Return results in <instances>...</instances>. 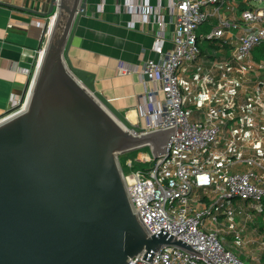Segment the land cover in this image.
I'll return each mask as SVG.
<instances>
[{
    "label": "built area",
    "instance_id": "2783aa9c",
    "mask_svg": "<svg viewBox=\"0 0 264 264\" xmlns=\"http://www.w3.org/2000/svg\"><path fill=\"white\" fill-rule=\"evenodd\" d=\"M248 1L239 8L235 0H113L115 12L129 16L127 29L138 26L155 39L157 58L143 60L139 70L153 83L140 105L148 117L144 130L175 126L163 154L156 159L143 154L142 160L153 162L149 168L134 169L131 160L125 162L131 169L122 170L134 210L152 234L167 224V233L187 244L194 240L191 246L201 254L164 245L151 263L139 255L128 264H248L226 245L228 235L235 246L244 244L245 225L233 223L237 214L244 209L245 223H252L254 215L264 212V63L252 59L253 51L264 47V0ZM106 6L107 0H95L93 14L104 13ZM51 18L41 23L31 78ZM202 26L207 31L197 33ZM227 34L233 41L228 58L210 61L221 70L219 76L214 78L211 71L194 75L205 108L201 119L191 120L179 73L197 62L202 43ZM233 67L250 76L238 80ZM136 69L120 65L117 72ZM159 92L162 101L155 99ZM27 99L28 90L23 97H12L0 122L22 111Z\"/></svg>",
    "mask_w": 264,
    "mask_h": 264
},
{
    "label": "water",
    "instance_id": "95a60500",
    "mask_svg": "<svg viewBox=\"0 0 264 264\" xmlns=\"http://www.w3.org/2000/svg\"><path fill=\"white\" fill-rule=\"evenodd\" d=\"M88 0H50L51 18L22 111L0 122V264L151 263L164 245L201 254L167 233L152 234L134 210L119 158L163 154L174 127L145 131L75 67L69 49ZM149 80L148 74L144 76Z\"/></svg>",
    "mask_w": 264,
    "mask_h": 264
},
{
    "label": "crops",
    "instance_id": "0c3cea01",
    "mask_svg": "<svg viewBox=\"0 0 264 264\" xmlns=\"http://www.w3.org/2000/svg\"><path fill=\"white\" fill-rule=\"evenodd\" d=\"M49 2L50 0H0V113L7 108L12 97L22 95L36 63V51L41 47L43 35L41 23H44L46 18L22 9L46 11ZM235 2L239 8H244L249 1L235 0ZM94 3L95 0H91L87 6L86 16L81 17L78 22L69 49V58L75 67L92 73L97 91L124 113L132 124L144 129L148 117L143 113L140 105L142 97L153 87V83L149 80L145 81L144 77L140 76L139 70L143 60L157 58L152 51L154 35L142 32L138 26L133 30L127 29L125 22L129 20V16L124 13L117 14L113 0H107L105 12L100 15L93 14ZM202 27L207 31V26ZM166 35L171 36L170 28ZM232 47L231 34H227L222 40L206 41L201 45V56L197 62L185 66L180 71V86L182 94L186 97L185 107L191 120L201 119L205 108L199 96L201 88L199 82L194 80V75L211 71L214 78L218 77L221 70L212 68L210 61L228 58ZM256 50L252 53V59L264 63V47H261L257 53ZM120 65H129L137 69L135 72L119 74L117 68ZM231 73L236 75L238 80L250 76V73L237 74L234 67ZM209 86H212L211 83ZM155 99L162 101V93L159 92ZM234 202L238 205L243 204ZM243 212L234 217L235 227L243 225L264 227V212L254 215L252 223H245L244 209ZM219 221L225 223L223 216L219 217ZM257 238L252 241L243 238L244 245L249 242L254 244ZM231 240L233 241L232 237ZM226 245L228 246L227 241ZM237 254L241 259L245 256V261H248L247 255L240 251ZM257 263L264 264V252L257 259Z\"/></svg>",
    "mask_w": 264,
    "mask_h": 264
},
{
    "label": "rangeland",
    "instance_id": "374dc122",
    "mask_svg": "<svg viewBox=\"0 0 264 264\" xmlns=\"http://www.w3.org/2000/svg\"><path fill=\"white\" fill-rule=\"evenodd\" d=\"M262 6H264V3L262 4ZM202 31H204V27L199 28L197 30V33H200ZM259 50L260 49H257L255 53H257V51ZM143 154L150 155L149 149L142 148L137 151H133L131 153L120 156L119 162L124 172L128 173L131 170L125 166V162L127 160H131L133 163H135L137 168H141V169L149 168L153 164V162L142 160ZM249 202L251 203V201ZM255 237H258V238L254 244L252 242H249V243H246L245 245L242 244L236 248V251H238L237 253H239L240 251L243 254L247 255L248 257L247 263L249 264H258L257 259L260 258L261 254L264 252V245L261 243V241L264 242V238H263L264 237V227H245L244 239L246 241L248 240L252 241L255 239ZM226 239L231 240L230 237H226ZM242 259L245 261V256H242Z\"/></svg>",
    "mask_w": 264,
    "mask_h": 264
},
{
    "label": "trees",
    "instance_id": "16d2710c",
    "mask_svg": "<svg viewBox=\"0 0 264 264\" xmlns=\"http://www.w3.org/2000/svg\"><path fill=\"white\" fill-rule=\"evenodd\" d=\"M126 166V165H125ZM133 168L134 169H136L137 168V166L135 165V163H133ZM251 211H252V209H251ZM257 215V214H256ZM258 215H260V214H258ZM229 236H231V235H229ZM228 236V237H229ZM231 238V237H230ZM227 244H228V248H230V249H232V250H234L235 251V253L237 254V252L238 251H236V248H237V246H235L234 245V243H233V241L232 240H227ZM233 246V247H232ZM238 255V254H237Z\"/></svg>",
    "mask_w": 264,
    "mask_h": 264
}]
</instances>
